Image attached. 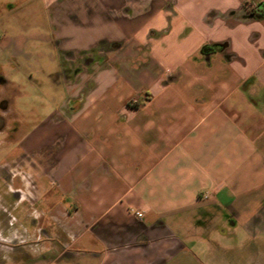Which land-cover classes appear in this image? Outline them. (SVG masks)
Returning a JSON list of instances; mask_svg holds the SVG:
<instances>
[{
    "label": "crops",
    "instance_id": "1",
    "mask_svg": "<svg viewBox=\"0 0 264 264\" xmlns=\"http://www.w3.org/2000/svg\"><path fill=\"white\" fill-rule=\"evenodd\" d=\"M46 5L50 52L13 48L48 55L28 132L0 80V264H249L229 252L264 246V0Z\"/></svg>",
    "mask_w": 264,
    "mask_h": 264
},
{
    "label": "rangeland",
    "instance_id": "2",
    "mask_svg": "<svg viewBox=\"0 0 264 264\" xmlns=\"http://www.w3.org/2000/svg\"><path fill=\"white\" fill-rule=\"evenodd\" d=\"M47 2L48 0H0V80L4 76L9 82H13L18 90V94L15 95L14 93L12 95L16 112L8 113L6 120L8 125H17V122H19L21 129L26 132L31 130L38 120L48 114L49 107V103L40 98L43 93V91L42 93L40 91L44 90L45 86L37 88L32 83L33 79H41L42 81L45 79L38 77V74L27 63L37 64L36 58L38 62L43 64H48L49 61H47L48 55H45L42 60L31 54L25 55L28 57H24L22 54L17 56L16 53H13V48L16 46V41L23 38L27 41L26 47H41L42 50L47 52L50 50L49 44L42 43L39 39L32 40L33 32L46 31L47 25L51 23L49 18L50 8L46 5ZM50 28L52 30L54 27L50 26ZM30 47L26 49L30 50ZM47 66L53 67L52 64L45 67ZM9 91L12 93L11 87H9ZM33 109H35V113H31ZM4 137L5 135L0 133V144ZM6 144L11 145L13 143L9 140ZM241 237L242 235L238 234L236 239L231 240L233 249L229 252L230 255L235 256L241 252L248 253L249 264H264V246L258 252V247L251 245L237 247L235 244ZM225 253L224 249L212 246L211 250L202 258L207 264H214L213 257L220 258Z\"/></svg>",
    "mask_w": 264,
    "mask_h": 264
},
{
    "label": "built area",
    "instance_id": "3",
    "mask_svg": "<svg viewBox=\"0 0 264 264\" xmlns=\"http://www.w3.org/2000/svg\"><path fill=\"white\" fill-rule=\"evenodd\" d=\"M134 215L137 217V218H142V216H143V214L141 213V212H139V211H135L134 212Z\"/></svg>",
    "mask_w": 264,
    "mask_h": 264
},
{
    "label": "flooded vegetation",
    "instance_id": "4",
    "mask_svg": "<svg viewBox=\"0 0 264 264\" xmlns=\"http://www.w3.org/2000/svg\"><path fill=\"white\" fill-rule=\"evenodd\" d=\"M3 122L2 118H0V124Z\"/></svg>",
    "mask_w": 264,
    "mask_h": 264
}]
</instances>
